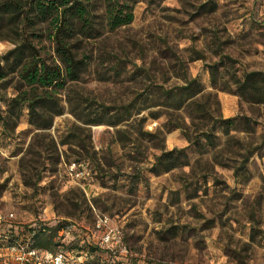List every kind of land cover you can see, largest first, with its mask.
I'll return each mask as SVG.
<instances>
[{"label": "rangeland", "instance_id": "obj_1", "mask_svg": "<svg viewBox=\"0 0 264 264\" xmlns=\"http://www.w3.org/2000/svg\"><path fill=\"white\" fill-rule=\"evenodd\" d=\"M121 1L134 18L111 30L105 1L91 0L100 32L83 40L89 63L79 80L55 92L62 111L52 126L34 128L26 105L12 130L0 123V211L35 226L42 218L91 227L108 215L136 264H264V104L234 93V78L264 71V0ZM48 23L37 34L27 29L43 57L53 52ZM15 46L0 39L5 110L20 86L13 57L5 58ZM194 78L205 87L204 118L167 94ZM213 80L227 89H214ZM220 117L235 118L230 134L257 149L238 175L233 166L246 148L229 140L214 120ZM214 126L216 147L203 136ZM70 130L82 144H61ZM161 147L182 150L186 164L154 171ZM74 162H82L83 175ZM68 236L65 250L82 247L75 232ZM108 257L97 249L87 263L109 264Z\"/></svg>", "mask_w": 264, "mask_h": 264}, {"label": "trees", "instance_id": "obj_2", "mask_svg": "<svg viewBox=\"0 0 264 264\" xmlns=\"http://www.w3.org/2000/svg\"><path fill=\"white\" fill-rule=\"evenodd\" d=\"M104 1L107 25L111 30L132 22L133 11L126 2L121 0ZM48 18L49 38L53 45V52L49 56L43 57L41 47H37L28 38L27 29H31V34H37V31L41 30V22ZM96 20L94 3L91 0H0V39L10 40L16 45L5 58L13 57V68L17 70L20 81L17 94L10 99L7 109H3L0 104V123L6 130H12L18 124L25 105L29 112V123L34 128L46 130L52 126L55 115L62 111L55 92L65 88L68 82L79 80L81 73L88 65L89 57L82 53V43L83 40L100 32ZM211 74L214 77V72ZM234 83L236 84L234 93L240 96L241 100L252 105L264 104V71L246 72L243 78H234ZM212 84L214 89H227L226 86L218 87L216 80H213ZM204 90V85L194 78L186 79L184 86L167 91V94L171 96L174 93L181 96L177 108H181L188 102V106L195 105L197 107L198 117L204 118L207 113L210 115L209 106L201 102ZM243 118L250 121V117ZM214 120L224 127V134L230 141L238 147L246 148V153L242 155L241 165L233 166L235 175H238L257 149L251 148L253 147L251 144L246 145L242 140L230 134V127L234 125L235 118L220 117V119ZM82 121L84 124L101 122V120L94 119H83ZM111 124L117 125V122L114 121ZM254 124L258 123L254 122ZM248 127L254 131L250 128L249 122ZM214 128L215 126L209 132L203 133L212 147L217 146L213 140ZM70 133H72L71 136L62 140V145L71 143L76 138H79V142L82 144L80 134H75L72 130ZM186 136L192 143L199 142V139L192 141L189 135ZM52 147L58 155L57 160H59L60 153L55 141H52ZM161 150L162 153L155 157L154 171L169 172L186 164L181 159L182 150L167 151L164 147H161ZM81 163H78L77 166V163L74 162L77 171H84ZM62 222L58 226H50L47 222H41L37 226L26 225L24 232L34 233V246L45 250H55L60 244V242H56L55 238L58 236ZM88 248L79 247L74 250L77 254L84 250L83 254L89 256L92 251L101 249L93 245H89ZM104 251L107 253L106 250ZM136 263V260L131 259L124 262L122 257L116 261V264Z\"/></svg>", "mask_w": 264, "mask_h": 264}, {"label": "built area", "instance_id": "obj_3", "mask_svg": "<svg viewBox=\"0 0 264 264\" xmlns=\"http://www.w3.org/2000/svg\"><path fill=\"white\" fill-rule=\"evenodd\" d=\"M70 167L76 170V164L73 163ZM76 174L80 176L84 172L80 170ZM25 226L18 221L14 212L0 211V264H87L89 256L83 254L84 250L77 254L74 249L69 251L63 248L70 242V232H75L83 248L89 249L88 246L93 245L106 250L111 264H116L119 257L128 262L131 256L124 240L123 228L115 224L108 215L98 216L91 227L69 220L63 221L55 238L60 244L55 250L34 246V233H25Z\"/></svg>", "mask_w": 264, "mask_h": 264}, {"label": "water", "instance_id": "obj_4", "mask_svg": "<svg viewBox=\"0 0 264 264\" xmlns=\"http://www.w3.org/2000/svg\"><path fill=\"white\" fill-rule=\"evenodd\" d=\"M0 70H1V64H0Z\"/></svg>", "mask_w": 264, "mask_h": 264}]
</instances>
